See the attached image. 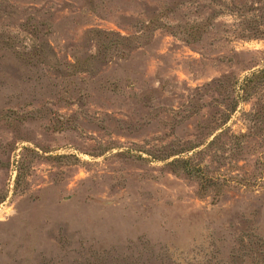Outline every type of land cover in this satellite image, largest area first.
I'll list each match as a JSON object with an SVG mask.
<instances>
[{
	"label": "rangeland",
	"instance_id": "rangeland-1",
	"mask_svg": "<svg viewBox=\"0 0 264 264\" xmlns=\"http://www.w3.org/2000/svg\"><path fill=\"white\" fill-rule=\"evenodd\" d=\"M261 71L264 0H0V264H264Z\"/></svg>",
	"mask_w": 264,
	"mask_h": 264
},
{
	"label": "trees",
	"instance_id": "trees-1",
	"mask_svg": "<svg viewBox=\"0 0 264 264\" xmlns=\"http://www.w3.org/2000/svg\"><path fill=\"white\" fill-rule=\"evenodd\" d=\"M260 73H263L264 74V71H261ZM258 74H256V75H253L252 77H254V76H257Z\"/></svg>",
	"mask_w": 264,
	"mask_h": 264
}]
</instances>
